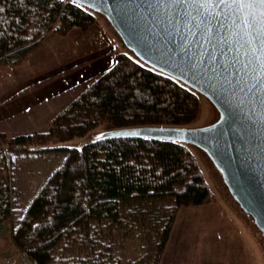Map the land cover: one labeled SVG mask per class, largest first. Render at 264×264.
Wrapping results in <instances>:
<instances>
[{
  "label": "trees",
  "instance_id": "1",
  "mask_svg": "<svg viewBox=\"0 0 264 264\" xmlns=\"http://www.w3.org/2000/svg\"><path fill=\"white\" fill-rule=\"evenodd\" d=\"M98 21L66 0H0V62L14 65L49 33L64 36ZM203 110L190 88L116 48L113 66L52 116L47 130H0V160L12 167L15 152L52 149L101 127L190 125ZM64 150L24 213L15 209L13 181L0 165V231L13 220L9 236L20 264H123L115 246L136 230L145 249L126 264H160L179 209L215 199L184 143L114 138Z\"/></svg>",
  "mask_w": 264,
  "mask_h": 264
},
{
  "label": "water",
  "instance_id": "2",
  "mask_svg": "<svg viewBox=\"0 0 264 264\" xmlns=\"http://www.w3.org/2000/svg\"><path fill=\"white\" fill-rule=\"evenodd\" d=\"M66 1L95 13L140 63L190 88L212 107V119L202 125L107 128L88 133L83 146L147 138L196 147L228 204L264 244V89L252 88L264 59L259 21L248 17L249 24L242 26L235 8L219 0Z\"/></svg>",
  "mask_w": 264,
  "mask_h": 264
},
{
  "label": "rangeland",
  "instance_id": "3",
  "mask_svg": "<svg viewBox=\"0 0 264 264\" xmlns=\"http://www.w3.org/2000/svg\"><path fill=\"white\" fill-rule=\"evenodd\" d=\"M97 17L99 19L98 23L86 30L78 29L83 35L89 33V36L94 34L93 31L95 29L102 31L107 37L106 40L100 41V47L104 51L91 52L90 44H87L85 38L82 37V39L78 38L79 44L77 43L78 48L76 50L73 49L71 52L62 51L60 54L62 56L59 65L61 74L59 75L56 70V77H59L60 80L68 77V84L65 86L76 83L71 88L69 97L64 99L63 103L67 100L70 102L73 97L91 84L99 75L111 68L115 63V49L122 48L112 31L107 28L99 16ZM92 27L94 30H90ZM89 40L93 41V39ZM124 51L127 52L126 50ZM48 55V52L42 53L43 57ZM102 57L105 61L108 58L113 59V63L110 62L105 64V66H99V59ZM71 63H73L72 66H77L71 72V75H68ZM6 65L10 64H5L3 61L0 62V75H3L4 78L8 75L3 69ZM1 84L3 85L1 89L5 90L7 85L5 83ZM31 93L33 94L32 91ZM4 98H0V130L12 136L48 129V121L51 118L47 122L33 120L35 118L32 115L33 111L40 109L41 106L38 108L34 107L32 112L26 113L27 104L23 102H27L29 107H31L33 101L31 96L24 97L23 92H18L10 99L9 104H5L9 99L5 102ZM200 98L204 104L203 113L195 123L190 125H202L213 117L210 112L212 107L204 97L200 96ZM104 129H107V127H101L94 131H102ZM84 140V137H80L50 145V147H55L52 149L15 152L11 156L12 167L0 160V165L4 168V174L13 181L14 207L17 212H25L31 199L48 181L56 168L62 164L66 156L64 149L68 147L80 148L83 146ZM190 148L203 168L205 177L215 193V199L205 205L182 206L179 209L172 225V232L168 241L170 243L168 252L164 256V250L160 264H180V262L183 264H264V244L258 240L255 233H251L250 228L240 218L241 216L239 217L228 204L229 202L225 198L226 194L216 175L210 169L203 153L194 146H190ZM13 225V220H8L3 232L0 231V264H20L23 259L22 253L17 251L9 236ZM120 241L122 242L118 241L115 250L122 255L123 264H126L127 260L134 258L145 249L138 230H136L132 239ZM226 244L229 245L230 249L226 248Z\"/></svg>",
  "mask_w": 264,
  "mask_h": 264
},
{
  "label": "crops",
  "instance_id": "4",
  "mask_svg": "<svg viewBox=\"0 0 264 264\" xmlns=\"http://www.w3.org/2000/svg\"><path fill=\"white\" fill-rule=\"evenodd\" d=\"M90 30H94L93 27ZM93 33L92 36H89V33L83 35L78 28L72 29L66 36H57L50 33L40 44L23 56L20 62L14 65H6V67L3 68L8 75H6L5 78L3 75H0V98H4L5 96V102L9 99L5 104H9L10 99L18 92H23L24 97L31 96L33 99L31 107H29L27 102H23L27 104L26 113L32 112L34 107L38 108L41 106L40 109L33 111L32 115L35 116L33 120L47 122L69 102V100H67L68 102L66 101L63 103V100L69 97L71 88L76 85V83H73L65 86L68 84V77L61 80L59 77H56V70L59 75L61 74V67L59 65L62 56L60 54L62 51L71 52L73 49L76 50L79 44L78 38L82 39V37L85 38L87 44H90L91 52L104 51L102 47H100V41L106 40L107 37L102 31H98L97 29H95ZM89 39H93V41ZM73 42L74 44H72ZM44 52H48L49 55L43 57L42 53ZM74 58L76 57L74 56ZM99 60L98 65L101 67L110 62L113 63V59L110 58L105 61L102 57ZM72 64L73 63H71V66L69 65L68 75H71V72L75 70L77 66H72ZM1 83L7 85L5 90L3 88L1 89V86H3ZM169 244L170 243L167 242L164 256H166V252H168ZM226 248L230 249L229 245L226 244ZM180 264L183 263L180 262Z\"/></svg>",
  "mask_w": 264,
  "mask_h": 264
},
{
  "label": "snow or ice",
  "instance_id": "5",
  "mask_svg": "<svg viewBox=\"0 0 264 264\" xmlns=\"http://www.w3.org/2000/svg\"><path fill=\"white\" fill-rule=\"evenodd\" d=\"M177 2L186 3L187 0H177ZM219 3L234 7L235 11L240 14L242 26L249 24L248 17L252 18V22L258 20L261 25V34H264V0H219ZM248 43L251 41L249 40ZM244 67L247 69L248 64H245ZM257 84L260 85L261 89H264V59L260 61L259 75L256 78V83L252 84V88H256Z\"/></svg>",
  "mask_w": 264,
  "mask_h": 264
}]
</instances>
